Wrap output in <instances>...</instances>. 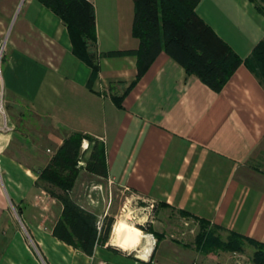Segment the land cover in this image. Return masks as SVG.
<instances>
[{
  "label": "crops",
  "instance_id": "crops-1",
  "mask_svg": "<svg viewBox=\"0 0 264 264\" xmlns=\"http://www.w3.org/2000/svg\"><path fill=\"white\" fill-rule=\"evenodd\" d=\"M87 1L99 64L90 83L91 69L73 55L56 14L37 0H0L1 74L13 126L0 132V264H232L234 252H207L197 232L181 228L191 222L197 230L200 220L264 246V85L245 63L264 40V17L249 0H199L195 13L242 60L221 91L161 51L116 106L112 98L135 79L136 57L109 54L138 49L134 4ZM76 132L105 149L106 177L81 171L70 192L98 220L112 221L108 240L91 255L53 235L62 204L48 192L56 188L39 182ZM82 148L80 166L89 142ZM10 212L18 217H4ZM123 218L142 234L133 249L112 243Z\"/></svg>",
  "mask_w": 264,
  "mask_h": 264
},
{
  "label": "trees",
  "instance_id": "trees-1",
  "mask_svg": "<svg viewBox=\"0 0 264 264\" xmlns=\"http://www.w3.org/2000/svg\"><path fill=\"white\" fill-rule=\"evenodd\" d=\"M56 14L64 23L71 42L72 53L91 69L89 83L97 78L99 64L94 44L96 42L95 13L87 0H37ZM134 4L131 32L139 39L134 52H112L109 56L133 54L136 57L135 79L121 96L112 100L121 105L123 97L134 87L161 51L182 66L187 74H193L214 92H220L242 60L195 13L199 0H132ZM264 17V0H249ZM247 66L264 85V40L254 48ZM90 144V154L79 165L82 142ZM81 171L101 178L106 177V158L103 143L90 135L72 133L64 139L49 163L41 169L39 182L56 188L48 192L62 204V211L53 228V235L87 255L93 253L96 244H104L110 234L112 221H103L97 228V217L79 205L71 197V190ZM196 241L207 245V252L240 251L249 243L257 251L255 263L262 264L264 246L236 233H228L226 241L219 236L204 233L207 223L200 220ZM211 235V236H210ZM210 236V237H209Z\"/></svg>",
  "mask_w": 264,
  "mask_h": 264
},
{
  "label": "rangeland",
  "instance_id": "rangeland-1",
  "mask_svg": "<svg viewBox=\"0 0 264 264\" xmlns=\"http://www.w3.org/2000/svg\"><path fill=\"white\" fill-rule=\"evenodd\" d=\"M2 45H0V47H1ZM83 149V148H82ZM83 153H84V149L82 150V152H81V154H80V161H82L83 160ZM102 190H105L104 189V187H102ZM97 191H99V189L97 188ZM72 199H73V197H72ZM123 201H124V199H122ZM122 200H121V204H122ZM117 201L120 203V201L117 199ZM14 212V211H13ZM127 212V214H128V211H126ZM125 212V213H126ZM12 212H10L9 214H7V215H3L4 217H12V218H17L18 216L17 215H15V213L13 214H11ZM183 216H186V215H183ZM197 223H198V228H197V230H194L192 227H191V222H188L186 225H184V224H182L181 225V228L183 229V231L186 233V234H193V233H195L196 234V232H197V234H198V232L200 231V226H201V223L200 222H198L197 221ZM192 230V231H191ZM204 233H209V234H213V236H219L220 238H221V240H223V241H226V239H227V236H225L219 229H217V228H214V227H212V226H209L208 224L205 226L204 225V228L203 229H201ZM218 251H220V252H227V253H230V252H228V251H226V250H218ZM256 249L252 246V245H250L249 243H244L243 244V246H242V249L240 250V251H238L237 253H235L236 251H233L234 253V255H237V260H239V262L241 263V264H252V263H254V264H256L255 263V253H256ZM235 262V256H234V258H233V261H232V264H235L234 263Z\"/></svg>",
  "mask_w": 264,
  "mask_h": 264
},
{
  "label": "bare ground",
  "instance_id": "bare-ground-1",
  "mask_svg": "<svg viewBox=\"0 0 264 264\" xmlns=\"http://www.w3.org/2000/svg\"><path fill=\"white\" fill-rule=\"evenodd\" d=\"M141 235L139 229L123 218L114 225L112 243L123 250L133 249L140 243Z\"/></svg>",
  "mask_w": 264,
  "mask_h": 264
},
{
  "label": "built area",
  "instance_id": "built-area-1",
  "mask_svg": "<svg viewBox=\"0 0 264 264\" xmlns=\"http://www.w3.org/2000/svg\"><path fill=\"white\" fill-rule=\"evenodd\" d=\"M3 56V45L0 47V132L7 133L13 130V126L11 125L8 117V113L6 110L5 104V95H4V86L1 74V63ZM103 221H97V228L100 230L102 227ZM235 264H241L239 260H237V255H235ZM254 264V263H252Z\"/></svg>",
  "mask_w": 264,
  "mask_h": 264
}]
</instances>
